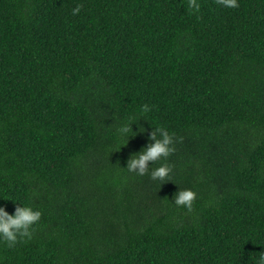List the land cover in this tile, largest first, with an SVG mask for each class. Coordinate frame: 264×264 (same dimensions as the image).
Wrapping results in <instances>:
<instances>
[{
  "label": "trees",
  "instance_id": "trees-1",
  "mask_svg": "<svg viewBox=\"0 0 264 264\" xmlns=\"http://www.w3.org/2000/svg\"><path fill=\"white\" fill-rule=\"evenodd\" d=\"M0 264H264V0H0Z\"/></svg>",
  "mask_w": 264,
  "mask_h": 264
}]
</instances>
